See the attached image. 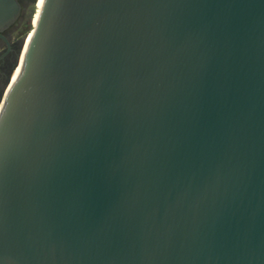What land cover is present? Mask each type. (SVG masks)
<instances>
[{
    "label": "water",
    "instance_id": "water-1",
    "mask_svg": "<svg viewBox=\"0 0 264 264\" xmlns=\"http://www.w3.org/2000/svg\"><path fill=\"white\" fill-rule=\"evenodd\" d=\"M0 264H264V0H44L0 99Z\"/></svg>",
    "mask_w": 264,
    "mask_h": 264
},
{
    "label": "flooded vegetation",
    "instance_id": "flooded-vegetation-1",
    "mask_svg": "<svg viewBox=\"0 0 264 264\" xmlns=\"http://www.w3.org/2000/svg\"><path fill=\"white\" fill-rule=\"evenodd\" d=\"M21 4V12L14 24H12L10 27L2 31L1 33L4 35V37H0V99L1 96L6 94L8 92V87L6 86L7 83L10 84L15 70L18 65L19 57L21 48L19 51V45L21 39L26 37L27 33L20 32L21 27L24 25H27V28L31 25L32 20V11L35 8V2L36 0H19ZM30 4H33L32 10L28 9V6ZM29 22V23H28ZM23 39V40H24ZM23 44V42H22ZM19 51V54H18ZM18 56V58H17ZM17 58V65L15 70L12 73L13 66L15 64ZM12 73V76H11ZM11 76V78H10ZM10 78V81H9ZM9 81V82H8ZM9 86V85H8ZM3 105V104H2Z\"/></svg>",
    "mask_w": 264,
    "mask_h": 264
},
{
    "label": "bare ground",
    "instance_id": "bare-ground-1",
    "mask_svg": "<svg viewBox=\"0 0 264 264\" xmlns=\"http://www.w3.org/2000/svg\"><path fill=\"white\" fill-rule=\"evenodd\" d=\"M43 1L44 0H36L35 4V8L34 10L32 11V18H33V24L35 26V24L37 23V20H38V17H39V14H40V10H41V7L43 5ZM34 16V17H33ZM33 26L31 27L30 31L27 33L25 39L23 40V44H22V48H21V52H20V57H19V61H18V65H17V68L15 70V73H14V76L8 86V88L11 87V85L13 84V82L15 81V79L17 78L20 70H21V66H22V63H23V59H24V55H25V52H26V49L29 45V42L31 40V37H32V34H33ZM9 90V89H8ZM3 104V103H2Z\"/></svg>",
    "mask_w": 264,
    "mask_h": 264
},
{
    "label": "rangeland",
    "instance_id": "rangeland-1",
    "mask_svg": "<svg viewBox=\"0 0 264 264\" xmlns=\"http://www.w3.org/2000/svg\"><path fill=\"white\" fill-rule=\"evenodd\" d=\"M35 6H36V5H35ZM32 8H33V4H30V5L28 6V9H29V10H30V9L32 10ZM33 17H34V16H33ZM30 23H31V25L34 27V24H33V18H32V20H31ZM26 28H27V25H26V26L23 25V26L21 27L20 32H23V33H24L25 30H26ZM32 29H33V28H32ZM31 31H32V30H31ZM31 31H30V32H31Z\"/></svg>",
    "mask_w": 264,
    "mask_h": 264
},
{
    "label": "trees",
    "instance_id": "trees-1",
    "mask_svg": "<svg viewBox=\"0 0 264 264\" xmlns=\"http://www.w3.org/2000/svg\"><path fill=\"white\" fill-rule=\"evenodd\" d=\"M29 23V22H28ZM32 25H30L28 28H26L25 32L24 33H27L28 31H30Z\"/></svg>",
    "mask_w": 264,
    "mask_h": 264
}]
</instances>
